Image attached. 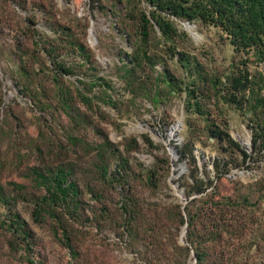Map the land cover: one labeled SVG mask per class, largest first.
Returning a JSON list of instances; mask_svg holds the SVG:
<instances>
[{
	"label": "rangeland",
	"instance_id": "1",
	"mask_svg": "<svg viewBox=\"0 0 264 264\" xmlns=\"http://www.w3.org/2000/svg\"><path fill=\"white\" fill-rule=\"evenodd\" d=\"M140 8L149 7L0 0V264H145L149 228L166 246L163 264H264V58L235 51L218 27L179 19L180 35L164 39L154 27L145 42ZM245 75L238 102H226ZM59 167L78 190L81 220L62 218L76 257L51 207L40 221L32 215L45 193L35 172ZM198 182L205 192L188 195ZM193 197L191 244L183 205ZM219 201L224 233L213 237ZM125 202L139 211L133 239L122 227Z\"/></svg>",
	"mask_w": 264,
	"mask_h": 264
},
{
	"label": "trees",
	"instance_id": "2",
	"mask_svg": "<svg viewBox=\"0 0 264 264\" xmlns=\"http://www.w3.org/2000/svg\"><path fill=\"white\" fill-rule=\"evenodd\" d=\"M148 5V10L140 8L137 16L139 26L141 28V35L144 41L148 37L149 30H154V27L160 31L164 39H170L178 36L181 32L178 31L174 25V19L184 20L189 23L200 22L203 24H211L218 27L226 37L229 39L233 49L237 52H246L253 50V54H257L260 58H264V0H144ZM184 33V32H182ZM80 50L84 51L80 46ZM145 50L141 51V56H133L129 60L133 66H140L143 63L142 54ZM181 63L188 65L187 59L182 57L178 58ZM147 62H151L149 57L146 58ZM57 69L62 73H70V69L63 64L56 63ZM24 69V66H23ZM26 72V71H25ZM129 69L124 68V73H128ZM247 76L235 77L233 82V90L224 94L222 98L226 102L236 104L239 99V93L246 87ZM163 81L171 84L173 78L164 74ZM190 92L198 90L196 86ZM221 138V132L212 134ZM226 138L231 141L236 147L238 144L233 142L226 133ZM151 144V143H150ZM184 158V154L180 155ZM106 172V169H102ZM69 170L62 167L57 168L52 173L35 172V177L40 185L45 189V193L38 199V205L32 211L33 219L40 221L44 212H47L49 207L52 208L51 213L59 221L60 228L64 238V245L69 249L72 257L78 255L76 237L69 225L62 221H77L81 220L79 213L80 201L77 198V186L72 181L68 180ZM198 182L194 188L188 191V195L194 191L196 193L205 192L206 186ZM195 197L191 198L185 205L183 210L186 212V238L185 241L193 243V228L195 225V217L197 212L194 211L193 202ZM57 207L63 209L61 213L57 212ZM214 210H218L217 215L219 219L213 224L211 235L220 236L224 233L220 225L223 226L222 216L225 203L222 201L215 202ZM179 208V205H178ZM104 209V208H102ZM120 209L123 214L122 227L126 232V237L133 239L138 234L137 223L139 221V211L134 209L128 202L122 203ZM220 213V214H218ZM180 222L183 224L184 218L181 210H178ZM17 215L13 216L14 229L19 230V222ZM73 228V222H70ZM97 223L99 221L97 220ZM222 231V232H221ZM141 238L146 248L152 252L153 256L147 258L145 264H163L162 257L166 250V246L162 244V240L154 233L153 228H149V232L142 234ZM184 252L185 257L189 252L187 246L178 245ZM197 261L203 260L204 252L195 250ZM185 264V261L182 263Z\"/></svg>",
	"mask_w": 264,
	"mask_h": 264
},
{
	"label": "water",
	"instance_id": "3",
	"mask_svg": "<svg viewBox=\"0 0 264 264\" xmlns=\"http://www.w3.org/2000/svg\"><path fill=\"white\" fill-rule=\"evenodd\" d=\"M181 193V192H180Z\"/></svg>",
	"mask_w": 264,
	"mask_h": 264
}]
</instances>
